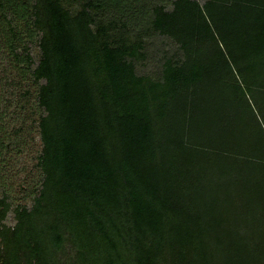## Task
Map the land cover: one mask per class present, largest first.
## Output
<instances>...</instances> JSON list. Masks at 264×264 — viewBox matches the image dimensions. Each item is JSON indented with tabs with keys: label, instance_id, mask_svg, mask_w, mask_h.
Wrapping results in <instances>:
<instances>
[{
	"label": "trees",
	"instance_id": "16d2710c",
	"mask_svg": "<svg viewBox=\"0 0 264 264\" xmlns=\"http://www.w3.org/2000/svg\"><path fill=\"white\" fill-rule=\"evenodd\" d=\"M0 53L41 174L0 264H264V0H0Z\"/></svg>",
	"mask_w": 264,
	"mask_h": 264
},
{
	"label": "rangeland",
	"instance_id": "374dc122",
	"mask_svg": "<svg viewBox=\"0 0 264 264\" xmlns=\"http://www.w3.org/2000/svg\"><path fill=\"white\" fill-rule=\"evenodd\" d=\"M155 43L159 49L172 48L171 42L166 38L156 37ZM31 54L35 59L39 55L34 44L31 46ZM5 56L0 53V114L4 117L3 131L9 140L8 149L0 156V196L3 192L7 193L14 208L17 204L26 206L31 204L41 175L36 166L40 142L34 124L36 115L32 109L34 103L32 93L35 89L26 82H21L8 69ZM22 105L24 109H21ZM6 224L8 226L14 224L12 211L7 216Z\"/></svg>",
	"mask_w": 264,
	"mask_h": 264
}]
</instances>
